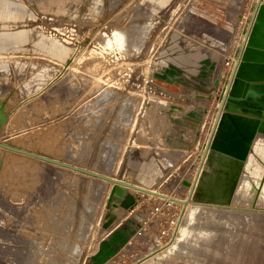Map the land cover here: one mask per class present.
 Masks as SVG:
<instances>
[{
  "label": "rangeland",
  "instance_id": "374dc122",
  "mask_svg": "<svg viewBox=\"0 0 264 264\" xmlns=\"http://www.w3.org/2000/svg\"><path fill=\"white\" fill-rule=\"evenodd\" d=\"M0 3L14 20H0V143L186 199L181 206L127 188L113 195L112 182L0 147V264H147L185 224L184 181L197 178L222 113L264 130V119L220 100L264 0ZM117 32L129 39L125 49ZM192 92L212 98L181 96ZM200 202L188 207L259 221L229 247L227 229L214 226L219 253L191 264H264V208Z\"/></svg>",
  "mask_w": 264,
  "mask_h": 264
},
{
  "label": "bare ground",
  "instance_id": "6f19581e",
  "mask_svg": "<svg viewBox=\"0 0 264 264\" xmlns=\"http://www.w3.org/2000/svg\"><path fill=\"white\" fill-rule=\"evenodd\" d=\"M251 33L260 34L261 40H255L252 34L249 35L237 77L231 85L229 82L226 85L227 89L230 86V90L236 93L245 90L249 82L264 81V65H261L262 60H264V3L261 4L256 14ZM114 40L119 49H125L129 42L124 32L115 33ZM137 43L133 41V45ZM219 84L220 81L217 80L215 87H218ZM186 95L181 96L189 98ZM262 126L259 121L248 116L222 113L214 136L210 141L211 135H209V138L204 143L201 153L205 156L204 163L202 168H198L197 178L195 177L196 179L190 182L184 181L189 182V185H184L188 186V190L191 193V201L185 206V212L188 208L187 212L186 214L184 212L182 216V218L185 217V224L181 223L182 219L179 221L171 240L152 250L150 252L151 256L150 254L148 255L150 256V261L147 264H179L181 262L191 264L194 259L202 261L206 258V255L219 253L215 243V238L218 234L215 228L213 229L214 226L222 225L227 229L226 235L229 239L226 244L227 247L234 242L233 239L237 234H244L247 237L246 233L249 229L257 227L255 224L259 221V218L258 220L252 218V214L239 215L233 211L205 209V207L200 205L188 206L192 204V200L199 199L200 203L264 208V133H261L264 130L261 128ZM218 135L221 136V140L217 138ZM23 151L33 153L26 150ZM15 153L41 160L21 152ZM51 159L89 170L82 165L78 166L55 158ZM57 166L70 169L61 165ZM90 171L113 179V181H109L97 177L106 182H112L120 188L142 192H145L144 189H146L150 191L147 192L150 193L149 195H156L153 189L142 187L127 180L113 178L106 171H102L99 168L91 169ZM159 197L178 202L181 206V203L186 201V199L169 198L167 195ZM246 243L247 239L243 243L244 248ZM228 261L230 260L228 259Z\"/></svg>",
  "mask_w": 264,
  "mask_h": 264
},
{
  "label": "water",
  "instance_id": "95a60500",
  "mask_svg": "<svg viewBox=\"0 0 264 264\" xmlns=\"http://www.w3.org/2000/svg\"><path fill=\"white\" fill-rule=\"evenodd\" d=\"M254 36L255 40H261L260 34H252ZM254 40V39H253ZM264 40V39H263ZM263 49V48H262ZM264 51V49H263ZM261 65H264V60H262ZM218 84V82H217ZM189 98H205V99H211V95H206L202 93H196L192 92L188 95H186ZM262 98L261 100H256L255 98ZM186 98V97H185ZM222 107H226V110L230 112H239V113H244L248 114L250 116H254L256 118L264 119V81H252L247 84V87L245 90L236 93L235 91L231 92V94H227V92L223 95L222 97ZM0 147H3L5 149H9L15 152H21L30 156H34L36 158H39L41 160H44L48 163L56 164V165H61L88 175H93L96 177L104 178L105 180L113 181V179L101 176L97 173H94L90 170H85L82 168H78L76 166H72L70 164L62 163L57 160H53L51 158H48L46 156H42L39 154H33V153H28L24 152L23 150L16 148L14 146L10 145H5L0 143ZM116 183H120L118 181H115ZM184 184L189 185V182H184ZM143 190V189H142ZM145 192H150L149 190L144 189ZM115 193H119L124 195L125 191L120 188V187H114L113 188V195ZM121 195V196H122ZM157 196H164L162 194L156 193Z\"/></svg>",
  "mask_w": 264,
  "mask_h": 264
},
{
  "label": "crops",
  "instance_id": "0c3cea01",
  "mask_svg": "<svg viewBox=\"0 0 264 264\" xmlns=\"http://www.w3.org/2000/svg\"><path fill=\"white\" fill-rule=\"evenodd\" d=\"M1 4H4V3H0V5ZM6 9L7 8L3 9V8L0 7V11H2V14L0 13V20H3L2 23L4 25L9 26L11 23L14 22V20H13V17L12 16H7L6 15ZM3 34H5V33L3 32ZM14 39L17 40V38H14ZM4 44H5V40L4 39L3 40H0V49H2L5 46Z\"/></svg>",
  "mask_w": 264,
  "mask_h": 264
},
{
  "label": "built area",
  "instance_id": "2783aa9c",
  "mask_svg": "<svg viewBox=\"0 0 264 264\" xmlns=\"http://www.w3.org/2000/svg\"><path fill=\"white\" fill-rule=\"evenodd\" d=\"M238 58L237 57H233V58H229L228 59V61H226V66L227 67H232L233 69H234V67H235V65H236V60H237ZM227 85V84H226ZM227 92V86H225L224 88H223V94H222V97H223V95L225 94ZM222 97H220V100H221V102H222ZM155 211L156 212H160L161 211V207L159 208V207H156L155 208Z\"/></svg>",
  "mask_w": 264,
  "mask_h": 264
}]
</instances>
